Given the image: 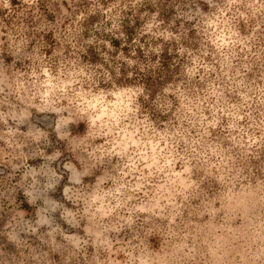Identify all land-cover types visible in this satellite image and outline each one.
I'll use <instances>...</instances> for the list:
<instances>
[{
  "label": "clouds",
  "instance_id": "9594fccd",
  "mask_svg": "<svg viewBox=\"0 0 264 264\" xmlns=\"http://www.w3.org/2000/svg\"><path fill=\"white\" fill-rule=\"evenodd\" d=\"M0 264H264V0H0Z\"/></svg>",
  "mask_w": 264,
  "mask_h": 264
},
{
  "label": "trees",
  "instance_id": "16d2710c",
  "mask_svg": "<svg viewBox=\"0 0 264 264\" xmlns=\"http://www.w3.org/2000/svg\"><path fill=\"white\" fill-rule=\"evenodd\" d=\"M115 43V42H114Z\"/></svg>",
  "mask_w": 264,
  "mask_h": 264
}]
</instances>
